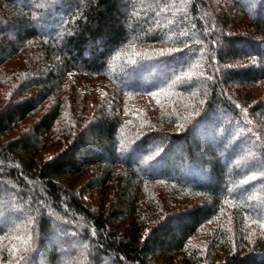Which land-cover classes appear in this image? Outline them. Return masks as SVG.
<instances>
[{"label":"trees","instance_id":"1","mask_svg":"<svg viewBox=\"0 0 264 264\" xmlns=\"http://www.w3.org/2000/svg\"><path fill=\"white\" fill-rule=\"evenodd\" d=\"M0 188V264H264V0H0Z\"/></svg>","mask_w":264,"mask_h":264},{"label":"rangeland","instance_id":"2","mask_svg":"<svg viewBox=\"0 0 264 264\" xmlns=\"http://www.w3.org/2000/svg\"><path fill=\"white\" fill-rule=\"evenodd\" d=\"M225 48H227V45H225ZM215 110H216V111H219V110L216 109V108H215ZM226 135H227L226 133L221 134V135H220V134L218 135V138H221V144H222L223 141H225L224 138H226V137H225ZM192 138L198 139L196 134H194V135L192 136ZM222 140H223V141H222ZM225 142H226V141H225ZM222 145H224V144H222ZM151 147H152V146H151V144H150V145L148 146V148L151 149ZM223 151H224V148H223ZM223 151L219 149V156H218L219 159L221 158V155L224 154V153H222ZM242 153H243L242 147L239 146L238 148H236V150L234 151L233 154H234V156H241ZM122 157H126V154H124ZM252 160H253L252 157L249 156V161H252ZM135 162L139 165V167H140V169H141L142 171H146V170H148V166H142L139 160H135ZM221 162H223V160H221ZM256 162L258 163V161H256ZM256 162H254V161L251 162V165L254 166V165L256 164ZM180 170H181V166H180V163H178V164H177V172H178L179 174L181 173ZM170 174H172V173H170ZM3 193H4V190L0 188V194H3ZM78 194L82 195V197H84L85 199H87V197H88V196H87V193L84 192V190H83L82 188H79V189H78ZM64 234H65V233H64ZM47 241H48V243H50V247H52V244L54 243L53 238H50V239L47 240ZM69 250H71V247H70ZM69 250H68V251H69ZM60 264H61V262H60Z\"/></svg>","mask_w":264,"mask_h":264}]
</instances>
